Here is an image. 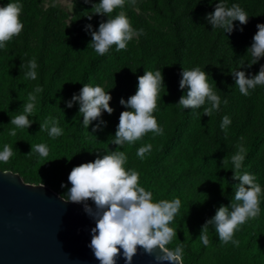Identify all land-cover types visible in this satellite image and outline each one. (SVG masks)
Returning a JSON list of instances; mask_svg holds the SVG:
<instances>
[{"label": "trees", "instance_id": "16d2710c", "mask_svg": "<svg viewBox=\"0 0 264 264\" xmlns=\"http://www.w3.org/2000/svg\"><path fill=\"white\" fill-rule=\"evenodd\" d=\"M143 7L151 19L126 0H76L67 23L65 11H43L40 0H0V92L34 100L0 104V169L115 215L182 264H264L213 202L170 193L161 168L168 156L191 162L215 201L233 184L264 218V0ZM89 117L154 150L85 131Z\"/></svg>", "mask_w": 264, "mask_h": 264}, {"label": "water", "instance_id": "95a60500", "mask_svg": "<svg viewBox=\"0 0 264 264\" xmlns=\"http://www.w3.org/2000/svg\"><path fill=\"white\" fill-rule=\"evenodd\" d=\"M0 264H182L97 207L0 169Z\"/></svg>", "mask_w": 264, "mask_h": 264}, {"label": "rangeland", "instance_id": "374dc122", "mask_svg": "<svg viewBox=\"0 0 264 264\" xmlns=\"http://www.w3.org/2000/svg\"><path fill=\"white\" fill-rule=\"evenodd\" d=\"M75 2L76 0H40V7L43 11L52 7L65 11L68 14L67 23H69L73 15ZM144 2L145 0H126V4L130 9L144 18L151 19L152 15L144 10ZM120 16L123 18L124 14L121 13ZM2 103L25 107L34 106V100L29 93L25 91H11L9 87H5L0 92V104ZM54 112L56 115H61L65 120L69 119L70 115L66 112H59L58 110ZM82 127L85 131L95 135L112 136L115 139V143L122 149L134 147L142 152L154 150V146L147 143L144 138L133 137L122 131L104 128L97 123L95 118H86ZM96 162V159L92 160L93 164H96ZM161 168L163 175L167 178V187L170 193L184 196L191 205L195 206L213 202L214 208L219 211V216H226V221L231 228L230 233L239 237H247L264 254V218L257 212L254 206L248 204L236 193H232L235 189L233 188V184V187L229 189L227 197L215 201L213 193L215 187L203 176L197 165L168 156L161 162ZM105 169L108 173L118 172L117 166L113 161H106ZM193 226L191 225L188 233L195 230ZM198 226L199 224L195 228ZM140 235L144 236L143 234Z\"/></svg>", "mask_w": 264, "mask_h": 264}]
</instances>
